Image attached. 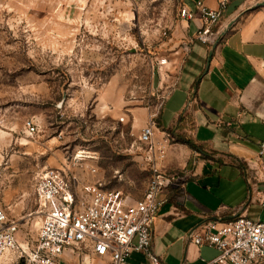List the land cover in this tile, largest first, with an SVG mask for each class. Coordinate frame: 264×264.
Instances as JSON below:
<instances>
[{
    "label": "rangeland",
    "instance_id": "rangeland-1",
    "mask_svg": "<svg viewBox=\"0 0 264 264\" xmlns=\"http://www.w3.org/2000/svg\"><path fill=\"white\" fill-rule=\"evenodd\" d=\"M89 4L82 23L49 32L0 11V198L28 253L41 224L28 214L37 209L35 181L44 167L71 166L81 183L101 180L130 199L143 197L151 176L133 109H145L147 119L158 109L155 59L181 20L182 0ZM86 152L95 158L80 160ZM0 264L27 263L8 250ZM58 264L109 260L81 244Z\"/></svg>",
    "mask_w": 264,
    "mask_h": 264
},
{
    "label": "crops",
    "instance_id": "crops-1",
    "mask_svg": "<svg viewBox=\"0 0 264 264\" xmlns=\"http://www.w3.org/2000/svg\"><path fill=\"white\" fill-rule=\"evenodd\" d=\"M91 1L0 0V11L49 32L82 23ZM192 1L182 5L192 7ZM205 2L218 6L217 0ZM220 24L214 48L196 39L199 20H180L165 53L156 57L167 58L154 67L153 88L164 98L156 138L170 133L175 140L160 162L174 180L161 193L152 226L153 250L167 264H216L219 251L192 240L208 220L225 222L244 214L264 221V170L257 171V180L254 161L264 140V0L231 1ZM133 113L144 127L147 111ZM143 258L134 253L130 264Z\"/></svg>",
    "mask_w": 264,
    "mask_h": 264
},
{
    "label": "built area",
    "instance_id": "built-area-1",
    "mask_svg": "<svg viewBox=\"0 0 264 264\" xmlns=\"http://www.w3.org/2000/svg\"><path fill=\"white\" fill-rule=\"evenodd\" d=\"M233 0H217L212 8L205 0H193V6L181 5V20H199L196 39L208 46L222 35L220 19ZM224 29V28H223ZM225 30V29H224ZM167 32H165L166 34ZM167 63L166 57L155 59L158 66ZM151 112L142 127L139 141L145 146V161L151 176L143 197L133 201L123 191L106 188L101 180L81 183L71 166H46L37 175L35 197L37 209L28 214L41 217L37 240L31 252H25L19 240V222L13 220L0 198V256L6 251H18L27 264H58V258L77 245H85L109 264H130L134 253L143 255L139 264H167L153 250L152 226L163 203L162 191L172 184L174 176L160 162L172 135L156 138V117L163 105ZM26 128L30 135L36 123L29 119ZM264 140L254 158L257 171L264 170ZM96 172L95 168L91 169ZM196 245H208L219 251L216 264H264V221L247 215L219 222L208 220L200 232L194 233Z\"/></svg>",
    "mask_w": 264,
    "mask_h": 264
},
{
    "label": "bare ground",
    "instance_id": "bare-ground-1",
    "mask_svg": "<svg viewBox=\"0 0 264 264\" xmlns=\"http://www.w3.org/2000/svg\"><path fill=\"white\" fill-rule=\"evenodd\" d=\"M78 156L81 157L80 160H86V159H88L91 156V154L86 152L84 155L83 154H79Z\"/></svg>",
    "mask_w": 264,
    "mask_h": 264
},
{
    "label": "trees",
    "instance_id": "trees-1",
    "mask_svg": "<svg viewBox=\"0 0 264 264\" xmlns=\"http://www.w3.org/2000/svg\"><path fill=\"white\" fill-rule=\"evenodd\" d=\"M186 142L192 146L193 148H196L195 144H193V142L191 140H186Z\"/></svg>",
    "mask_w": 264,
    "mask_h": 264
},
{
    "label": "water",
    "instance_id": "water-1",
    "mask_svg": "<svg viewBox=\"0 0 264 264\" xmlns=\"http://www.w3.org/2000/svg\"><path fill=\"white\" fill-rule=\"evenodd\" d=\"M218 42H219V41H217V42L214 44V48H215V46L218 44Z\"/></svg>",
    "mask_w": 264,
    "mask_h": 264
}]
</instances>
